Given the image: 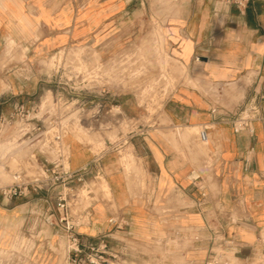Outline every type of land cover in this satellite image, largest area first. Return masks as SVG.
I'll return each instance as SVG.
<instances>
[{"label": "crops", "instance_id": "crops-1", "mask_svg": "<svg viewBox=\"0 0 264 264\" xmlns=\"http://www.w3.org/2000/svg\"><path fill=\"white\" fill-rule=\"evenodd\" d=\"M158 29L191 81L163 102L166 126L119 130L118 156L126 157L112 151L100 157L115 209L94 203L80 232L112 231L113 216L126 225L116 235L140 243L173 242L180 232L184 243L171 246L170 261L201 264L213 231L233 241L236 264H264V125L254 123L253 133L233 128L235 114L264 82V0L245 9L227 0H0V119L48 88L42 63L57 51L76 46L115 57ZM118 106L124 121L140 122L134 103ZM198 128L206 129V142L202 130L193 131ZM12 137V127L0 128V187L12 185L14 171L32 163V149L15 148ZM67 143L72 170L96 158L73 138ZM74 145L82 154L75 165ZM44 195L11 201L0 195V247L37 227L50 232L40 217L47 211ZM47 240L56 244L57 238ZM61 253L38 250L22 264H56Z\"/></svg>", "mask_w": 264, "mask_h": 264}, {"label": "built area", "instance_id": "built-area-1", "mask_svg": "<svg viewBox=\"0 0 264 264\" xmlns=\"http://www.w3.org/2000/svg\"><path fill=\"white\" fill-rule=\"evenodd\" d=\"M227 1L239 9H245L253 0ZM65 49L57 51L49 59H55ZM86 49L90 50L87 60L91 62L87 72L102 70V61L101 65L93 66L96 57L101 58L100 53ZM74 69L68 71L71 76L64 81L60 67H56L53 73L56 76L51 77L52 80H46L48 76H44L48 88L32 104H18L10 116L0 119L1 130L12 127L11 141L15 148L32 149L30 168L14 171L12 185L0 187V195L4 200L11 201L45 193L42 200L47 205V211L40 217L50 231L42 232L37 227L36 231L19 233L8 247H0V255L6 254L8 261H13L18 254V260L23 263L38 250L48 249L55 253L56 249L61 248L64 264H179L176 260L175 263L171 262L168 256L172 253V245L179 248L184 243L180 232H175L173 242L168 239L140 243L130 236L116 235L117 232H124L126 227L117 216L108 220L112 231L96 236L80 232L82 227L89 226L88 211L97 202L94 199L93 181L100 180L104 173L101 158L97 157L91 164L72 170L67 139L78 135L104 137L111 130V125L124 121V115L121 112L113 113L114 108L121 110L118 105L110 106L108 98L94 100L93 88L86 87L92 82L74 80V77L77 79L74 74L78 73L76 69L79 67ZM79 85L82 86L80 93ZM100 92L110 94L106 85ZM216 112V109L212 110L213 114ZM109 120L115 122L109 124ZM254 123L264 125V82L233 118V128L237 133H253ZM199 137L203 142L208 140L206 129L200 132ZM111 146L113 150H119L118 143H111ZM53 237L57 238L56 244L48 243L47 239ZM199 240L195 237V241ZM207 243L208 254L201 264H236L235 254L230 252L234 244L232 240L211 231Z\"/></svg>", "mask_w": 264, "mask_h": 264}, {"label": "rangeland", "instance_id": "rangeland-1", "mask_svg": "<svg viewBox=\"0 0 264 264\" xmlns=\"http://www.w3.org/2000/svg\"><path fill=\"white\" fill-rule=\"evenodd\" d=\"M147 33H145V36L141 40L129 43L115 57L103 56L100 58L97 56L93 66L101 65L102 61L104 62V68L102 70L95 69L92 73L87 72V67L91 65V62L87 60V52L90 50H87L85 47H68L59 53L55 59H48L42 63L43 67H48L49 73L40 75L41 79L44 76H48L46 80H52L51 77L56 76L53 74L54 69L60 67L63 80L66 81L71 76L68 71L79 67V69H76L78 73L74 74V76H77V79L75 77L73 79L78 82L82 80L87 81V83L92 82L91 84H87L88 86L86 87L93 88L94 100L106 97L110 106L112 104L119 105L123 101H130L139 107L138 118L141 120L138 124L134 120L129 121L125 118L126 120L120 121L119 125L116 123L111 125V130L104 137L98 135H78L73 138L77 143L90 148L97 158L102 157L108 151H112L116 158L126 157L127 154L125 153H121L119 157L118 150L116 151L112 147H109L110 142H119V138L117 137L119 130L127 133L133 127L140 125V123L141 130L148 129V126L154 130H160L163 126H166L167 123L162 111L163 102L179 85L183 82L191 81L189 74L182 65L169 56L163 37L160 34V29L154 32L153 35ZM104 85L109 88L110 98L108 95H103L100 92ZM78 88L80 93L82 86L79 85ZM119 112L124 115L123 110L119 111L118 108H114L113 113ZM201 130V128H198L193 131L199 133ZM73 153L75 165L82 159V154L76 145L73 147ZM119 163L122 165L124 161H120ZM100 178V180L93 181V185L95 186L94 199L97 202L103 201L102 203L104 204L108 203L115 209L114 204L109 203L112 200V195L106 185V179L103 176ZM8 257L6 254L0 255V262L2 261L0 264H22L21 260H18V254L13 258V261H8ZM62 257H59L56 264H64ZM178 263L181 264L182 261H178Z\"/></svg>", "mask_w": 264, "mask_h": 264}]
</instances>
